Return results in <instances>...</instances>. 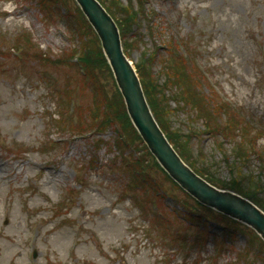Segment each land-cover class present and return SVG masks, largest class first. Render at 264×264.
I'll return each instance as SVG.
<instances>
[{"label":"rangeland","instance_id":"1","mask_svg":"<svg viewBox=\"0 0 264 264\" xmlns=\"http://www.w3.org/2000/svg\"><path fill=\"white\" fill-rule=\"evenodd\" d=\"M143 6L149 19L143 18L137 31L128 28L126 35L131 62L155 53L151 70L160 76L166 38H187L190 57L204 71L202 78L193 60L187 61L199 92L209 96L213 89L236 105L234 113L243 116L246 130L259 132V139L251 134V144L257 140L264 148V0H145ZM59 10L62 18L50 20L35 0H0V264H264V256L255 257L257 251L248 246V234L222 222L220 215L216 222L197 220L199 226H188L184 216L192 201L154 162L144 163L152 178L145 181L154 191L139 190L140 198L127 193L128 176L112 145L116 124L81 137L58 132L56 113L70 98L82 105L80 117L85 110L89 120L85 93L77 88L66 91L67 97L52 92L44 82L47 73L53 72V84L60 88L72 71L66 65L21 60V49L13 45L19 34H27L39 51L61 56L72 44L65 12ZM95 72L114 101L103 64ZM159 96L168 125L175 138L185 139L191 160L219 185L230 181L220 151L229 150L230 143L218 132L202 131L201 120L186 105L173 110L176 105L165 107L167 97ZM102 115L96 120L101 122ZM135 149L128 150L137 158L142 152ZM259 170L252 157L243 173ZM257 199L264 202V187ZM195 213L208 216L200 209ZM151 217L157 227L150 225Z\"/></svg>","mask_w":264,"mask_h":264},{"label":"trees","instance_id":"2","mask_svg":"<svg viewBox=\"0 0 264 264\" xmlns=\"http://www.w3.org/2000/svg\"><path fill=\"white\" fill-rule=\"evenodd\" d=\"M42 4L54 7L58 2L62 0H39ZM65 1V0H63ZM105 4V8L112 14L113 18L116 20L119 29L121 30V37H126L129 33L128 28H135L138 30L140 27H136L139 22L145 18V9L142 7V3L137 1L136 4H122L120 0H112L113 3L107 5L104 1L100 0ZM77 15L76 21H78V26L83 32L84 41H82L81 51L78 58L80 64L84 67L86 74L91 77L97 75L95 72L96 65L103 64V67L109 72L108 66L105 63L103 54L101 53L99 42L97 41L96 36L91 30L89 24L84 20L82 14L79 10L76 11ZM135 26V27H133ZM122 37V38H123ZM81 39V40H82ZM124 48L127 49L128 43L124 40ZM169 51V50H167ZM184 61L176 56L174 49H171L167 56L164 58V68L161 67L162 78H157L156 81L153 78V73L151 72V60L150 57L145 60V63H140L137 65V71L140 76L141 84L143 85L144 94L147 96L149 106H151L154 117L157 119L158 124L166 133L167 138L172 142L175 149L178 150L181 157L186 160L189 165L196 170L202 177L207 181L219 185L215 179L211 177V174L204 172L202 168H199L197 164L190 158V149L186 144L185 139L175 138L174 131L171 130V127L168 125L167 118L165 117V111H163V106L159 103V98L161 96L167 97L164 102V106L168 107L169 101L174 100L176 103H182L181 105H186L190 111H193L194 114L201 120V125L208 128L209 133H220L224 140L230 143V149L220 150L223 157L226 159V164L230 169V181H228L222 186L223 188H229L234 191L240 192L245 197L254 201L261 209L264 210V202L258 201V193L261 192V189L264 187V148L254 149V144L250 142V134L246 130L247 124L242 123V120L235 118L233 116H228L225 121L222 119V115L226 110L224 105L218 103L217 105L210 98L205 96L203 93H200L197 88V82L192 75L186 71L185 66L183 65ZM162 66V65H161ZM97 79V78H96ZM158 82V84L156 83ZM159 93V95H158ZM167 94H170L169 98ZM103 97H106V108H108V113L105 116L106 118L117 119L122 121L127 129L125 131V136L133 139L134 141L139 140L136 136L134 129H132L128 118L126 117L124 107L122 104L121 96L117 92L112 93L114 101H111L112 97L108 101V95L101 94ZM203 95L205 97H203ZM207 100L211 101L212 107L207 104ZM162 108H161V107ZM163 111V113H162ZM222 122V123H221ZM84 127H88L84 125ZM83 128V127H82ZM140 143V140H139ZM141 144V143H140ZM145 155L149 157L147 151L143 147ZM229 151V154H228ZM232 159H231V158ZM252 157H255L258 162L259 174H254L253 171L249 175L243 173L244 167H247L249 160ZM215 178V176H213ZM197 208L202 209L208 216L209 219H216L220 215V220L226 223H233L238 227H242L241 232H245L250 235V243L259 244L258 248L264 253V243L260 241L256 234L251 232L247 227L242 224L228 219L222 214L215 213L212 209L208 207H203L199 204H196ZM190 223L192 222L191 218H188ZM218 219V218H217ZM250 244V245H251ZM254 244L251 246L254 247ZM264 255V254H263Z\"/></svg>","mask_w":264,"mask_h":264},{"label":"water","instance_id":"3","mask_svg":"<svg viewBox=\"0 0 264 264\" xmlns=\"http://www.w3.org/2000/svg\"><path fill=\"white\" fill-rule=\"evenodd\" d=\"M87 19L97 31L104 52L113 67L117 83L125 97L126 107L135 126L170 176L204 205L246 223L264 239V213L253 203L230 191H221L203 181L190 171L170 147L162 132L157 128L149 108L146 106L136 74L121 52L118 30L96 0H77Z\"/></svg>","mask_w":264,"mask_h":264}]
</instances>
